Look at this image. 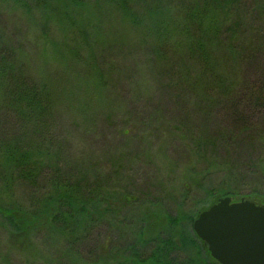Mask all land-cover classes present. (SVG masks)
Returning <instances> with one entry per match:
<instances>
[{"label":"rangeland","instance_id":"374dc122","mask_svg":"<svg viewBox=\"0 0 264 264\" xmlns=\"http://www.w3.org/2000/svg\"><path fill=\"white\" fill-rule=\"evenodd\" d=\"M7 12L22 19L18 8ZM18 23V30L31 29L21 48L31 78L53 94L56 134L67 149L60 162L65 161V168L84 164L92 171L71 174L78 180L77 195L71 200L67 194L55 196L46 182L42 189L32 187L31 212L15 203L19 194L30 190L5 197L9 203L0 204V264H162L165 256L175 264L178 259L182 264H219L196 236L193 222L226 193H235L228 195L232 201L254 189L264 197V178L254 165L264 154L259 145L247 147L243 136L230 151L219 141L199 147L200 112H177L175 117L170 112L166 125L153 119L140 123L151 112H130L131 93L116 75L111 79L120 83L123 98H115L105 85V90L101 88L99 76L93 74V52L80 50L78 33L52 23L50 39L58 45L48 41L41 59L36 46L39 32L22 20ZM100 41L99 54L108 61L100 68L106 71L117 51L109 53L106 36ZM261 68L255 64L251 77L258 86L264 83ZM257 98L248 105H261ZM157 101L155 97L153 102ZM130 116L135 118L129 125ZM41 193L49 195L47 202ZM63 224L70 233L58 228ZM194 238L199 247L190 243Z\"/></svg>","mask_w":264,"mask_h":264},{"label":"trees","instance_id":"16d2710c","mask_svg":"<svg viewBox=\"0 0 264 264\" xmlns=\"http://www.w3.org/2000/svg\"><path fill=\"white\" fill-rule=\"evenodd\" d=\"M14 8L22 13L23 25H33L39 32L36 46L41 59L48 41L57 44L48 31L52 23L78 33L80 50L93 52L96 72L86 73L98 75L101 88L110 89L115 98L121 96L120 83L111 77H119L121 86L131 93L130 112L152 113L140 123L153 119L166 125L170 112H174L170 117L177 112H200L199 147L219 141L230 151L244 136L247 147L259 145L264 151V83L258 86L251 79L255 64L262 65L264 76V0H0V204L9 203L6 196L30 190L15 197V203L31 212V189H42L43 182L51 185L55 196L67 194L71 200L78 188L71 174L92 171L84 164L65 168L64 159L60 162L67 149L56 134L53 94L31 78L21 49L31 29L22 31L19 26L18 30L21 20L7 12ZM103 36L109 53L117 51L106 71L100 68L108 62L99 54ZM256 96L261 105H248ZM134 118L128 117L126 123L133 124ZM263 156L254 165L264 178ZM40 195L48 201L49 195ZM228 195L235 193L224 196ZM247 195L264 198L257 189L239 196ZM58 228L71 232L66 224ZM190 243L199 245L195 238ZM173 261L165 256L162 264ZM176 262L182 264L180 259Z\"/></svg>","mask_w":264,"mask_h":264},{"label":"water","instance_id":"95a60500","mask_svg":"<svg viewBox=\"0 0 264 264\" xmlns=\"http://www.w3.org/2000/svg\"><path fill=\"white\" fill-rule=\"evenodd\" d=\"M192 228L219 264H264V203L259 198H219Z\"/></svg>","mask_w":264,"mask_h":264}]
</instances>
